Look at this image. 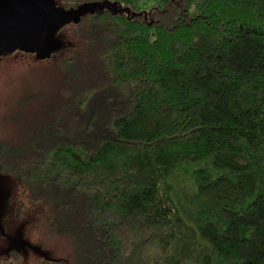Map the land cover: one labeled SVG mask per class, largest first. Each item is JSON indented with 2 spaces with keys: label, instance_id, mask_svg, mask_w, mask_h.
I'll return each instance as SVG.
<instances>
[{
  "label": "trees",
  "instance_id": "1",
  "mask_svg": "<svg viewBox=\"0 0 264 264\" xmlns=\"http://www.w3.org/2000/svg\"><path fill=\"white\" fill-rule=\"evenodd\" d=\"M156 7L70 25L62 102L0 145V174L40 218L37 245L71 254L0 264H264V0Z\"/></svg>",
  "mask_w": 264,
  "mask_h": 264
},
{
  "label": "rangeland",
  "instance_id": "2",
  "mask_svg": "<svg viewBox=\"0 0 264 264\" xmlns=\"http://www.w3.org/2000/svg\"><path fill=\"white\" fill-rule=\"evenodd\" d=\"M157 2H143L139 14H130L128 9L106 2L64 9L57 0H0V6L10 7L19 25L30 28L32 39L30 44L0 43V145L24 142L25 129L35 127L45 119L49 107L62 102L63 85L55 63L74 47L69 27L75 15L107 9L156 20ZM20 192L16 180L0 174V258L16 255L26 263L68 260L71 247L63 239H46L45 245L38 246L44 235L37 225L40 218Z\"/></svg>",
  "mask_w": 264,
  "mask_h": 264
},
{
  "label": "water",
  "instance_id": "3",
  "mask_svg": "<svg viewBox=\"0 0 264 264\" xmlns=\"http://www.w3.org/2000/svg\"><path fill=\"white\" fill-rule=\"evenodd\" d=\"M31 5L34 6L33 4ZM92 11L94 10L85 12ZM85 12L75 15L72 24L77 23L79 17ZM13 17L14 14L8 5L0 6V43L12 41V43L17 42L21 44H30L32 41L30 35L28 34L30 28L28 26L19 25L17 20H14Z\"/></svg>",
  "mask_w": 264,
  "mask_h": 264
}]
</instances>
